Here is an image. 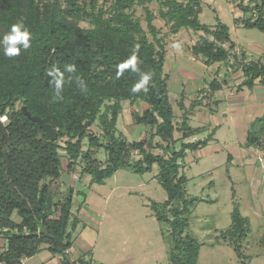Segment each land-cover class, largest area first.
I'll use <instances>...</instances> for the list:
<instances>
[{
  "label": "trees",
  "instance_id": "trees-1",
  "mask_svg": "<svg viewBox=\"0 0 264 264\" xmlns=\"http://www.w3.org/2000/svg\"><path fill=\"white\" fill-rule=\"evenodd\" d=\"M62 1L64 6L60 0H0V40L13 24L22 21L30 33L31 45L27 50L20 46L21 53L15 57L5 56L0 46V114L9 118L8 124H0V234L6 240L5 249L0 251V263L20 264L21 258L31 257L43 247L57 254V241L63 242L64 249L71 246L67 232L72 218L71 193L59 204L58 217H50L51 196L46 183L47 179L61 175L59 150H63L68 164L82 159L81 174H88L90 182L96 184H102L120 168L142 174L157 164L156 178L167 197L161 204L153 202L151 209L158 221L171 226L168 260L170 264H195L200 244L184 231L191 208L199 199L187 197V178L180 174L178 160L186 149L205 146L212 133L196 143H184L179 149L167 145L159 155L144 147L150 146L145 139L130 142L115 135L121 100H140L147 108L135 115V123L152 127L155 136L174 142L175 126L163 73L165 48L158 36L159 29L152 24L153 16L146 9L147 28L153 39L150 41L132 12L135 3L152 0H111L106 15L94 11V7L87 10L78 0ZM259 2L255 18H244L242 24L264 31V0ZM162 3L166 10L161 16L171 24L172 33L182 28L202 32L190 47L193 55L206 65L229 59L234 48L229 28L220 20L214 25L201 23L198 19L201 0H163ZM239 4L244 14L251 11L248 5L240 1ZM78 19L88 20L89 26H79ZM133 53L137 55L139 71L128 69L117 78V65ZM233 62L242 71L243 85L251 88L256 79L264 82L261 62H246L237 56ZM68 65H74L76 71L67 72ZM53 67L64 76L62 99L55 97L52 77L47 75V70ZM141 73L151 76L147 91L134 93L132 88L139 82ZM77 77L86 85V92L81 91ZM209 87L217 89L220 84L213 79ZM108 99L116 101L101 111ZM22 105L55 129L57 139H49L36 122L24 115ZM97 119L106 138L104 145L95 134L88 133ZM252 125L247 133V145L256 147L263 142L264 148V115ZM179 130L182 137H187L203 129L190 128L183 121ZM86 137L89 145L104 148L103 164L92 157V148L83 149ZM134 154L140 157L133 159ZM13 213L20 218L19 222L12 219ZM230 218L222 237H229L241 264H246L241 242L250 231L249 220L241 215L236 203ZM72 224L75 225V219Z\"/></svg>",
  "mask_w": 264,
  "mask_h": 264
},
{
  "label": "rangeland",
  "instance_id": "rangeland-1",
  "mask_svg": "<svg viewBox=\"0 0 264 264\" xmlns=\"http://www.w3.org/2000/svg\"><path fill=\"white\" fill-rule=\"evenodd\" d=\"M60 1L64 6V2ZM162 1L135 3L132 12L133 16L140 21L149 40L153 41L146 21V9L150 11L153 16L152 24L159 29L158 36L166 48L171 34L175 33L171 31V24L161 16V12L166 10ZM239 1L242 5H248L251 8L250 13H247L246 16L255 18L260 0H201V12L198 19L201 23L208 25H214L217 20H220L229 27L230 39L237 48L249 54L251 58H256V53H262L264 57V31L256 28L238 27L234 23L235 7H240ZM78 2L83 4L87 10L94 7V11H102L105 15L112 4L111 0H78ZM232 3L235 4V7ZM77 21L81 27L89 26L88 20L78 19ZM201 36V31L182 28L177 33V42L190 44L196 42ZM115 101V99L105 100L101 111H104L106 106L112 105ZM121 101L120 104L123 107H129V100ZM122 123L117 125L122 133H154V129L149 126L135 125L130 121L128 125L125 124V121ZM190 124L194 123L191 121ZM118 132L117 130L115 135L118 136ZM88 133L95 134L102 145L106 143L98 119L88 128ZM222 133H227V128H223L217 133V137L221 141L219 148L212 142L210 146L201 150L202 154L200 152L187 154L178 161L180 174L187 178L185 185L187 197L205 199L194 202L184 233L204 244L196 264H241L231 246L224 245L214 250L205 246L220 239L222 236L220 232L229 227L230 212L236 203L241 214L248 215L251 221L250 231L247 234L249 243L244 251L247 255L245 262L247 264H264V255L255 257L258 252L264 249V244L259 242L261 235H258L259 231H263L264 234V223L261 219L251 215L250 211L252 206L257 209L264 208V192L263 195H260L258 187L256 190V186L248 176V165H254L257 154L253 149H251L252 156L242 152L241 149L245 147H242L245 137L233 140L229 138V141H232L230 145L233 144V147L241 151L236 155L230 145H227L226 142L222 143ZM119 138L121 137L119 136ZM60 143L63 144V138ZM83 143V149L92 148V157L103 164L106 159L104 148L89 145L87 137L83 139ZM255 148L260 151L261 154H259L262 156L263 142ZM59 152L62 155V167H65L67 164L65 152L63 150H59ZM229 152L233 154L237 162L236 165L228 160ZM132 158L137 159L136 154ZM77 165L80 168L84 165L82 159ZM157 172V164H153L150 171L142 174L133 173L127 168H120L111 177L105 179L103 184L91 183L90 188L83 187L84 195L83 193L81 195L87 197L85 203H89L95 211H99L100 216L87 222L82 215L88 217L86 215L88 213L81 208L79 221L75 228L72 229L70 225L68 226L71 239L74 241L84 240V233L88 244L93 246V257L105 263H116L120 257L122 259L132 257L137 263L144 257V264H169L168 247L171 245L169 237L171 226L166 221H158L151 209L153 202L161 204L167 197L165 190L155 177ZM86 176L88 175H83V177ZM36 257L39 256H35L28 264H38ZM127 262H132V260Z\"/></svg>",
  "mask_w": 264,
  "mask_h": 264
},
{
  "label": "crops",
  "instance_id": "crops-1",
  "mask_svg": "<svg viewBox=\"0 0 264 264\" xmlns=\"http://www.w3.org/2000/svg\"><path fill=\"white\" fill-rule=\"evenodd\" d=\"M232 4L235 7V4ZM235 8L236 16L234 17V23L238 27H244L242 21L244 18H250L246 16V14H249L250 12H246L244 17V13L240 10V8ZM177 33L171 34V38L167 42L163 62V73L166 76L168 100L171 105L173 115L172 122L175 126V131L173 132L174 142L172 143L171 141L162 140L160 137L155 136L154 133L120 132L121 130L118 129L117 125L123 124L122 121H125L126 125H128L129 121L132 124L137 125L134 120L135 115L141 114L143 110L147 108L146 104L140 100H129V107H123L121 104V111L118 114L116 122V131H119L118 136L130 142L145 139L150 142V146L144 147L147 148L151 153L159 155L163 154V148H165L167 145L173 146L175 149H179L184 143H196L200 140H203L207 135L212 133V138L205 146H199L196 149H186L183 156L184 158L187 154H192L195 152H200L202 154L201 150L210 146V143L212 142L215 143L217 148H219L218 146H220L221 141H219L217 133L221 129L227 128V133H222L221 136L223 144L226 142L227 145H230L232 141H229V138H232L233 140L238 137H245L244 145H242V147H245H243L244 149H241L242 152L245 155L252 156L251 149H253V151L257 154V160L254 161V165H248V176L250 181H252V183H254L256 186V190L258 187L259 194L263 195L264 157L263 155H260V151L254 146L247 145L246 137L247 133L253 127V122L264 115V82L256 79L251 88L243 85L242 81L244 77L242 71L240 67L233 62L234 58L237 56L238 59H243V61H259L264 65L263 54L256 53V58H251L249 54L245 53L243 50L237 48L234 45L232 55L226 62H214L212 64L206 65L201 58L196 57L190 51V47L195 42L190 44L178 43ZM213 79H215L220 84L219 88L210 89L209 82H211ZM183 121L190 128H202L203 130L191 136L182 137V131L179 130V128ZM191 121L194 123L193 125L190 124ZM230 146L236 155L241 153L240 149L237 150L235 147H233V144ZM136 156L137 158L140 157L138 154ZM259 159H262V162H260L261 160L259 161ZM228 160L232 161L233 165H236L237 163L231 152L228 153ZM77 163H67L65 167H63L62 173L57 179L46 180L51 196L50 217H58L60 213L59 204L65 201L69 192L71 193L70 210L72 213V218L69 221L68 226L70 225L72 229L75 228L79 221L78 217L80 216L79 211L81 208H83V210L88 213L86 214L88 217L82 215L84 216L83 219L87 222H90L94 218H98L100 216L99 211H95L92 205L85 203L87 197L85 198V196L81 195V193H83L82 188H90L91 182L90 176L88 174H86L88 176L83 177L84 174H81V168L79 165H77ZM199 200L205 199L201 198ZM263 209L264 208L257 209L254 206L250 207L251 215L261 219L264 223ZM242 216L248 218L250 225L251 221L249 216ZM12 219L15 222L20 221V218L16 213H13ZM73 219H75V225L72 224ZM68 226L67 232L69 233V238L71 241L68 255H62L60 252L57 254H52L46 247H43L35 255L25 258L24 264H28V262L33 260L35 256H39L36 257L38 258V264H70L74 260L80 262L81 264L145 263L144 257L137 261V263L136 260L132 259V257L128 259H122V257H120L119 261L116 263H105L98 261L93 257V246L88 244L85 237L86 235L83 233L84 240L78 239L74 241L71 239V233L68 230ZM223 231H221L220 234ZM258 235H261L259 242L264 244L263 231H259ZM220 237V239H216L215 242L208 243L205 246L210 250H214L215 248L222 247L224 245H228L233 248L229 242V237ZM248 243L247 235L241 242V251L244 256H247L244 251L247 249ZM199 244L200 246L196 263L200 258L201 250L204 246V244L200 242ZM5 247L6 240L4 236L0 234V251L4 250ZM212 254L213 252L211 255ZM260 255H264V249L261 252H258L255 257H259ZM129 260H132V262H127Z\"/></svg>",
  "mask_w": 264,
  "mask_h": 264
},
{
  "label": "clouds",
  "instance_id": "clouds-1",
  "mask_svg": "<svg viewBox=\"0 0 264 264\" xmlns=\"http://www.w3.org/2000/svg\"><path fill=\"white\" fill-rule=\"evenodd\" d=\"M23 29V30H22ZM0 46L3 47L4 55L7 57L19 56L21 53V47L24 50L30 48V33L25 28L23 22H18L11 26V31L4 34L2 40H0ZM131 69L133 72L139 71L137 68V55L133 53L127 60L121 62L117 65V78H120L125 70ZM69 73H74L76 71L74 65H68L65 69ZM47 75L52 77L50 83L54 85L55 97L57 99H62L61 93L63 91L64 76L58 68H51L47 70ZM77 83L79 84L81 91L86 92L87 88L84 82L77 77ZM151 79L150 74L141 73L140 80L136 83L132 91L139 92L141 89L147 91V85Z\"/></svg>",
  "mask_w": 264,
  "mask_h": 264
},
{
  "label": "water",
  "instance_id": "water-1",
  "mask_svg": "<svg viewBox=\"0 0 264 264\" xmlns=\"http://www.w3.org/2000/svg\"><path fill=\"white\" fill-rule=\"evenodd\" d=\"M20 109L24 113V115H26L32 121L36 122L38 126L43 129V131L46 133L49 139L51 140L57 139V133L55 129H53L48 123H46L43 119H41L40 117L36 115H31L30 112L27 111L25 106L22 105ZM57 244H58L59 252L62 253L63 247H64L63 242L57 241Z\"/></svg>",
  "mask_w": 264,
  "mask_h": 264
},
{
  "label": "built area",
  "instance_id": "built-area-1",
  "mask_svg": "<svg viewBox=\"0 0 264 264\" xmlns=\"http://www.w3.org/2000/svg\"><path fill=\"white\" fill-rule=\"evenodd\" d=\"M8 122H9V118H8L7 114H0V124H8ZM259 160H261V159H259ZM68 253H69V248H67V249L63 248L62 255H68ZM24 261H25V258L24 257L21 258L20 264H24ZM70 264H81V263L74 260Z\"/></svg>",
  "mask_w": 264,
  "mask_h": 264
}]
</instances>
